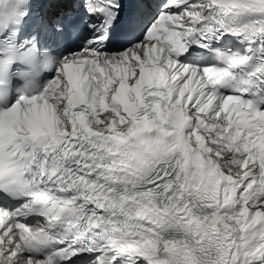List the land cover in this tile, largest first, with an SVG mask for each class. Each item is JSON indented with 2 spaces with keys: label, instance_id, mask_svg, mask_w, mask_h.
<instances>
[{
  "label": "snow or ice",
  "instance_id": "snow-or-ice-1",
  "mask_svg": "<svg viewBox=\"0 0 264 264\" xmlns=\"http://www.w3.org/2000/svg\"><path fill=\"white\" fill-rule=\"evenodd\" d=\"M58 2L0 0V264H264V0Z\"/></svg>",
  "mask_w": 264,
  "mask_h": 264
},
{
  "label": "bare ground",
  "instance_id": "bare-ground-1",
  "mask_svg": "<svg viewBox=\"0 0 264 264\" xmlns=\"http://www.w3.org/2000/svg\"><path fill=\"white\" fill-rule=\"evenodd\" d=\"M0 231H2V230H0Z\"/></svg>",
  "mask_w": 264,
  "mask_h": 264
}]
</instances>
